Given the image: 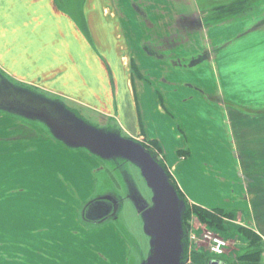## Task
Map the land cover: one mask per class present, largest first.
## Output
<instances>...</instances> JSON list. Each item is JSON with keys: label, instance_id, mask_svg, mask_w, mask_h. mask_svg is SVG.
<instances>
[{"label": "crops", "instance_id": "0c3cea01", "mask_svg": "<svg viewBox=\"0 0 264 264\" xmlns=\"http://www.w3.org/2000/svg\"><path fill=\"white\" fill-rule=\"evenodd\" d=\"M243 5L0 0V77L155 147L187 206L234 214L264 242V106L247 70L264 72V14ZM79 145L0 110V264H130L115 222L85 218L93 200L112 201L98 198L104 167Z\"/></svg>", "mask_w": 264, "mask_h": 264}, {"label": "rangeland", "instance_id": "374dc122", "mask_svg": "<svg viewBox=\"0 0 264 264\" xmlns=\"http://www.w3.org/2000/svg\"><path fill=\"white\" fill-rule=\"evenodd\" d=\"M241 1L244 4L243 7L254 5L251 6L253 10L256 12L260 10L264 14V0ZM257 27L261 29L264 28V25L259 24ZM247 70L252 73L248 76L255 81L249 85L253 88L251 93L257 94L261 91V96H257L252 101L253 103L256 102L255 107L264 106V72L258 71L257 63H251ZM50 96L52 95L28 90L21 84L0 77V101H3L2 99L15 100L13 104L10 103L11 101L2 102L0 110L3 113H14L22 123L37 125L40 123L48 129V134L64 139L71 145H83L81 142L70 141L68 139L70 134L64 137L63 133L58 132L57 125L59 123H55L44 112H33L16 104L19 99L26 100L27 98L36 106L47 105L53 111L54 116H59L60 119L63 117L67 121V131L73 123L72 125L75 126L76 130L85 133L94 132L106 141L105 150L100 147L97 148L95 145L94 148H91L88 141L83 143L88 145V147L84 146L85 150L92 153L104 167L103 173L98 176L97 195H99L98 198L108 199L114 204L113 214L106 220L114 221L130 242L132 246L130 264H184L188 244L186 225L189 216L185 215L187 204L172 184V179L156 148L127 140L113 124H110L109 128H97L102 124L100 117L83 112L84 117L94 124L88 125L84 119L82 120L76 115V112L69 110V108L66 110L61 100ZM73 129L71 130L73 131ZM32 135L28 131H24L23 137L32 138L34 137ZM131 192H133L132 195H130ZM92 203L94 200L90 202V204ZM143 207L147 208L142 210ZM139 210L142 211L139 213ZM208 213L211 216H216L213 211H208ZM229 214L230 217H222L217 214L216 218L221 220L223 225V229H219L220 232L232 239L227 251V259L230 264H237V257L247 249V243L241 229L254 232L243 227L234 214ZM212 229L219 231L217 227H212ZM7 246L12 248L14 245ZM5 247V244H0V259H4L7 255L3 250ZM12 257L13 254H9V258ZM262 257L264 259V242Z\"/></svg>", "mask_w": 264, "mask_h": 264}, {"label": "trees", "instance_id": "16d2710c", "mask_svg": "<svg viewBox=\"0 0 264 264\" xmlns=\"http://www.w3.org/2000/svg\"><path fill=\"white\" fill-rule=\"evenodd\" d=\"M224 9V13H231L234 10V6L233 5H229L227 7L221 8ZM221 9H217L216 11H219ZM214 13V12H213ZM3 101H7L13 104V102L15 100H11V99H2ZM3 101H0V105L2 104ZM15 103V102H14ZM5 104V103H3ZM21 108L26 109V110H30L33 112H44L47 116H49L50 118L53 119L54 122L59 123L58 125L64 124L66 125L67 121H65L63 119V117L59 116H54L53 115V111H51V109L47 106V105H39L36 106L34 102L28 101V100H18L17 103ZM7 106V105H6ZM73 129V132L77 138L78 142H81L83 145H79V146H86L88 147V145H86L85 143H83L84 141H88L91 148H94V145L97 148H102V149H106L105 145H106V141L103 140L102 138H100L98 135H96L94 132L92 133H85L84 131H80V130H76L74 125H71L70 129ZM83 140V141H82ZM90 148V147H89ZM90 148V149H91ZM214 215L219 214L222 217H227V216H231L229 213L225 212V211H221V210H217V211H213ZM185 215L189 218V220L191 219L192 216H196L201 222H203L204 224H207V226L209 228L212 227H217L218 230L219 229H223V225L221 223V220H218V218H216V216H211L210 213H208V211H205L203 209L194 207V206H187V209L185 211ZM185 219L183 218V221ZM188 220V222H189ZM188 229V223L186 225V230ZM222 231V230H221ZM220 232V230H219ZM222 233V232H221ZM241 233H243L244 235V240L247 243V249L241 253L238 257H237V264H263V257H262V245H263V240L256 234L251 233L249 230L246 229H241ZM186 257V256H185ZM184 257V258H185ZM194 262L195 264H207V256L203 255V254H195L194 255Z\"/></svg>", "mask_w": 264, "mask_h": 264}, {"label": "built area", "instance_id": "2783aa9c", "mask_svg": "<svg viewBox=\"0 0 264 264\" xmlns=\"http://www.w3.org/2000/svg\"><path fill=\"white\" fill-rule=\"evenodd\" d=\"M231 241L223 233L209 228L194 217L188 226V247L184 264H195V254L206 255L207 264L212 260L227 261Z\"/></svg>", "mask_w": 264, "mask_h": 264}, {"label": "water", "instance_id": "95a60500", "mask_svg": "<svg viewBox=\"0 0 264 264\" xmlns=\"http://www.w3.org/2000/svg\"><path fill=\"white\" fill-rule=\"evenodd\" d=\"M146 208L143 207L141 209L144 210ZM113 211H114V206L109 201H96L90 204L86 209L85 218L89 222L98 223L111 216ZM210 264H224V263L218 261H212Z\"/></svg>", "mask_w": 264, "mask_h": 264}]
</instances>
